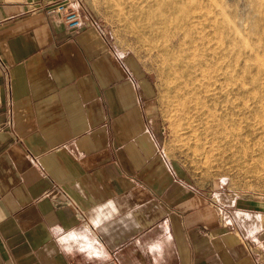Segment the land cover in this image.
<instances>
[{
  "label": "crops",
  "instance_id": "1",
  "mask_svg": "<svg viewBox=\"0 0 264 264\" xmlns=\"http://www.w3.org/2000/svg\"><path fill=\"white\" fill-rule=\"evenodd\" d=\"M52 1L0 0V264H264V214L183 174L143 83Z\"/></svg>",
  "mask_w": 264,
  "mask_h": 264
},
{
  "label": "rangeland",
  "instance_id": "2",
  "mask_svg": "<svg viewBox=\"0 0 264 264\" xmlns=\"http://www.w3.org/2000/svg\"><path fill=\"white\" fill-rule=\"evenodd\" d=\"M68 1L147 89L183 174L208 197L264 214V0Z\"/></svg>",
  "mask_w": 264,
  "mask_h": 264
},
{
  "label": "built area",
  "instance_id": "3",
  "mask_svg": "<svg viewBox=\"0 0 264 264\" xmlns=\"http://www.w3.org/2000/svg\"><path fill=\"white\" fill-rule=\"evenodd\" d=\"M68 0H54L45 9L48 16H58L62 19L66 28L72 32H77L83 27V21L77 7H74ZM92 23V21H90ZM72 203V201H70Z\"/></svg>",
  "mask_w": 264,
  "mask_h": 264
},
{
  "label": "bare ground",
  "instance_id": "4",
  "mask_svg": "<svg viewBox=\"0 0 264 264\" xmlns=\"http://www.w3.org/2000/svg\"><path fill=\"white\" fill-rule=\"evenodd\" d=\"M156 1H157V0H156ZM166 1H167V0H166ZM166 1L164 0V1H162V3H163V2L166 3ZM173 1H174V0H173ZM181 2H182V1H181ZM184 2H185V0H184ZM154 3H155V2H154ZM157 3H158V2H157ZM160 3H161V2H160ZM165 3L162 4V5H166V7H168L167 4H165ZM182 3H183V2H182ZM186 4H187V3H186ZM168 5L170 6V3H169ZM172 5H173V3H172ZM172 5H171V6H172ZM174 5H175V3H174ZM182 5H184V4H182ZM171 6H170V8H169V7H168V8L171 9ZM180 6H181V5H180ZM159 7H161V6L159 5ZM162 7H163V6H162ZM174 7H176V6H174ZM168 8H167V9H168ZM172 8H173V7H172ZM181 8H182V7H181ZM183 8H184V7H183ZM186 8H187V7H186ZM173 9H174V8H173ZM179 10H180V9H179ZM179 10H178V11H179ZM181 10H182V9H181ZM172 11H173V10H172ZM174 11H175V9H174ZM174 11H173V12H174ZM176 11H177V9H176ZM178 11H177V13H180V12H178ZM169 12H170V11H169ZM181 12H182V11H181ZM171 13H172V12H171ZM175 13H176V12H175ZM183 13H184V10H183ZM180 14H181V13H180ZM172 15H174V14H172ZM172 15H171V16H172ZM178 16H179V15H178ZM181 16H183V14L180 15V17H181ZM173 17H174V16H173ZM173 17H171V18H173ZM183 17H184V16H183ZM178 18H179V17H178ZM178 18H177V19H178ZM195 18H197V17H195ZM216 18H217V17H216ZM160 19H161V18H160ZM164 19H165V18H164ZM166 19H167V18H166ZM166 19H165V20H166ZM175 19H176V18H175ZM175 19H174V20H175ZM177 19H176V20H177ZM179 19H180V18H179ZM179 19H178V20H179ZM181 19H182V18H181ZM158 20H159V19H158ZM178 20H177V21H178ZM183 20H184V19H183ZM161 21H162V22H160V23H164L163 20H161ZM172 21H173V20H172ZM157 22H158V21H156L155 23H157ZM166 22H168V21H166ZM169 22H170V21H169ZM169 22H168V23H169ZM173 22L175 23V21H173ZM173 22H172V23H173ZM178 22H180V21H178ZM183 22H184V21H183ZM170 23H171V22H170ZM176 23H177V22H176ZM214 23H215V22H214ZM165 24H166V23H165ZM185 24H186V23H185ZM167 25H168V24H167ZM189 25H190V24H189ZM189 25H188V26H189ZM198 25H200V24H198ZM178 27H179V26H178ZM182 28H183V27H182ZM187 28H188V27H187ZM189 29H191V28H189ZM176 30H177V28H176ZM176 30H175V31H176ZM179 30H180V29H179ZM179 30H178V31H179ZM185 30H186V29H185ZM179 32H181V31H179ZM179 32H178V34H174V36H172L171 39L169 38V46H170L171 48H173V49H174V47H177V46H178V45H177V44H178V41H179V40L181 39V37H182V36L179 34ZM186 32H188V31H186ZM174 33H175V32H174ZM188 33H189V32H188ZM184 34L186 35V33H184ZM182 35H183V34H182ZM186 36L189 37L188 35H186ZM190 36H191V35H190ZM183 37H184V36H183ZM183 37H182V38H183ZM184 38H186V37H184ZM181 41H182V40H181ZM179 42H180V41H179ZM182 43H183V42H182ZM184 44H185V43H184ZM176 45H177V46H176ZM171 48H170V49H171ZM181 53H182V52H181ZM180 59H181V58H180ZM181 65H182V64H181Z\"/></svg>",
  "mask_w": 264,
  "mask_h": 264
}]
</instances>
